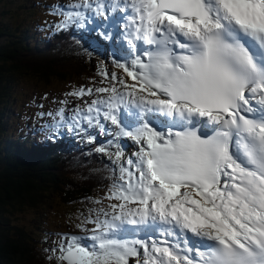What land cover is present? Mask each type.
Wrapping results in <instances>:
<instances>
[{
  "label": "snow or ice",
  "instance_id": "1",
  "mask_svg": "<svg viewBox=\"0 0 264 264\" xmlns=\"http://www.w3.org/2000/svg\"><path fill=\"white\" fill-rule=\"evenodd\" d=\"M114 7L131 10L112 19L126 21L120 39L133 58L116 67L132 82L102 69L108 86L68 95L102 94L76 110L74 123L112 135L113 151H95L118 169L106 197L116 203L77 225H94L90 236L60 238L51 249L57 264H264V0ZM68 9L56 29L107 19L113 6L80 0ZM122 106L137 111L121 114ZM57 115L63 121L64 110ZM122 138L138 146L135 159H124ZM125 225H148L161 238H122Z\"/></svg>",
  "mask_w": 264,
  "mask_h": 264
},
{
  "label": "trees",
  "instance_id": "2",
  "mask_svg": "<svg viewBox=\"0 0 264 264\" xmlns=\"http://www.w3.org/2000/svg\"><path fill=\"white\" fill-rule=\"evenodd\" d=\"M19 7H26V1ZM38 8L40 13L49 11L44 4ZM61 9L66 10L57 6L52 11L59 18L45 27L31 25L20 30L9 23L0 25V264H56L49 259L52 253L46 251L48 238L45 246L38 245L34 229L18 223V215L25 208L41 210L57 195L78 209L75 222L68 223L71 230L78 228L75 224L80 219L91 216L97 191L119 174L109 157L95 148L71 151L69 139L65 145L54 131L37 129L35 115L26 113L34 101L38 108H47L41 98L15 101L23 94L16 88L23 73L46 82L52 77L69 83L89 80L91 46L85 43L79 26L54 27L61 20ZM75 59L85 63L72 65ZM68 60L74 61L62 62ZM41 232L47 237V228Z\"/></svg>",
  "mask_w": 264,
  "mask_h": 264
},
{
  "label": "rangeland",
  "instance_id": "3",
  "mask_svg": "<svg viewBox=\"0 0 264 264\" xmlns=\"http://www.w3.org/2000/svg\"><path fill=\"white\" fill-rule=\"evenodd\" d=\"M9 1V4H8ZM21 1L24 0H0V25H5L7 23L13 25V26H20L18 29L23 30L27 26H48L51 21H54L56 18H59L58 15L52 13V11H56V8H54L51 3H53L54 0H37L34 2V0H25L26 1V7H19ZM57 1H67V0H57ZM8 4V6H6ZM41 4H44L45 7H50V10L47 12L40 13L39 6ZM37 30H35V33ZM33 43H36V40H32ZM76 61L72 65H77L79 63H85V60L83 59H75ZM74 60H68V61H62L63 63L68 62L67 64L72 63ZM90 62L89 60H87ZM117 59L113 57L112 59H108L107 61L101 60V59H93V67L95 65L103 64L112 69V72H119V70H115L113 68L116 67ZM91 63V62H90ZM119 69V68H118ZM95 70V69H93ZM104 70V68H103ZM121 70V69H120ZM90 86L88 85L85 87V82L81 81H72V82H63L57 79L56 77H52L49 82H46L45 80H41L38 77L32 78L27 73L21 74L20 78L18 79V84H16V88L20 89L22 91V95L15 98V101L20 103L23 99V103L25 101L32 102L35 98H41L46 104L49 106L46 107H39L37 106V103L34 101L30 106H28L29 114H34L36 112H39L40 115L37 118V123L42 128H50L49 126H56L61 124V128L64 129V132L69 131V128L65 129V124L61 122V118L58 115H54V117L50 118V116L46 113L52 112L57 113L60 109L64 110V114L66 118H68V121L72 122L73 127L75 128L74 123V116L76 113V110L80 105H85L86 102H91L90 96H84L85 100H82L81 98H77L75 96L68 95V93L77 90L80 87L84 88H98L100 87L101 83H105L107 79L101 78L100 80L96 75L91 72L89 75ZM118 76V75H117ZM119 77V76H118ZM128 80V79H127ZM129 81V80H128ZM131 83V81H129ZM119 87V85H117ZM96 92L93 91V95L95 96ZM42 96V97H41ZM26 97V98H25ZM60 97H64L67 99V102L64 100H59ZM43 114V115H41ZM106 129H111V124L107 121H101ZM85 124V123H84ZM72 127V129H73ZM57 128V126L55 127ZM51 129V128H50ZM77 129V128H76ZM87 130L91 131L93 135L97 136L100 139H105L110 133L106 132H100L99 128H89L87 126ZM78 141L75 143V145H79L81 141H83L82 136H78ZM131 152L130 155L133 159L135 157L133 156V153L138 150V146L134 143L132 144L130 148ZM108 189H105V192L102 194L101 200L98 204L95 206V211L100 213V210L103 209L107 203H116V201H110L108 200L107 193ZM106 208V207H105ZM104 208V209H105ZM108 209V208H106ZM105 209V210H106ZM78 209H76L72 204L65 203L61 197H58L57 195H53L48 205H45L41 210H34L32 208H25L17 217L18 223L24 224L27 227H31L30 229H34V231L37 234L38 239V245L45 246V241L48 238V244L47 247L55 248L59 242L60 238L62 236H71V235H77L83 238L84 235H82V230L80 233V230H71V227L68 226L69 222H75L76 220V212ZM97 213V214H98ZM92 217V219H94ZM91 218V217H89ZM103 215L101 214V219H103ZM37 225L39 227H37ZM94 227V225H93ZM43 228H47L48 235L47 237H44L42 235L41 230ZM89 234L91 235L90 229L92 228V224H89ZM51 230H54L53 234H50ZM73 231V233H71ZM70 232V233H69ZM81 234V235H80ZM84 236V237H88ZM86 243L87 241H83ZM93 242L88 239V243L86 244H92ZM50 248V253L52 252ZM53 254V253H52ZM130 264H134L133 262H130Z\"/></svg>",
  "mask_w": 264,
  "mask_h": 264
},
{
  "label": "bare ground",
  "instance_id": "4",
  "mask_svg": "<svg viewBox=\"0 0 264 264\" xmlns=\"http://www.w3.org/2000/svg\"><path fill=\"white\" fill-rule=\"evenodd\" d=\"M73 26V25H72ZM72 29V28H71ZM74 29V28H73ZM2 37V36H1ZM133 57H132V55H130V54H127L126 55V61L125 62H120V63H126V64H128L129 66H130V62H131V59H132ZM115 70H117L118 71V69H115ZM116 75H118L119 77H122V78H125L126 76H125V74L123 73V72H121V71H119V72H114ZM129 79V81H131L130 80V78H128ZM90 85H88V87H89ZM42 97V96H41ZM68 145V144H67ZM106 207V206H105ZM104 209V208H103ZM106 209V208H105ZM86 218V217H85ZM92 218V217H91ZM89 225V224H88ZM92 227H93V225H92ZM80 233H82L81 232V230L79 231ZM70 233V232H69ZM71 233H73V231L71 232ZM78 235V234H77ZM81 235V234H80ZM84 237V236H83ZM134 239H137V238H134ZM85 241H87V239H85ZM52 248V247H51ZM49 250V249H48ZM50 251V250H49ZM52 253V252H51Z\"/></svg>",
  "mask_w": 264,
  "mask_h": 264
}]
</instances>
